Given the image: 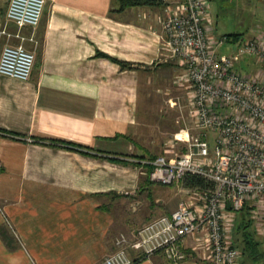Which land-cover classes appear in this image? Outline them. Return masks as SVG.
Returning a JSON list of instances; mask_svg holds the SVG:
<instances>
[{
  "label": "crops",
  "instance_id": "1",
  "mask_svg": "<svg viewBox=\"0 0 264 264\" xmlns=\"http://www.w3.org/2000/svg\"><path fill=\"white\" fill-rule=\"evenodd\" d=\"M9 1L0 0V29ZM119 7L46 0L40 24L22 29L37 40L25 41L36 53L31 77L0 74V264H100L122 235L133 241L187 201L183 181L154 182L143 163L174 155L185 129L184 68L163 45L165 5ZM8 41L0 34V55ZM183 248L179 264H215L191 236ZM128 250L134 264H171Z\"/></svg>",
  "mask_w": 264,
  "mask_h": 264
},
{
  "label": "built area",
  "instance_id": "2",
  "mask_svg": "<svg viewBox=\"0 0 264 264\" xmlns=\"http://www.w3.org/2000/svg\"><path fill=\"white\" fill-rule=\"evenodd\" d=\"M210 1L162 0L163 45L184 68L187 105L198 133L183 130L185 152L143 162L153 165L148 176L154 182L171 185L187 175H198L210 185L189 188L199 198L182 201L172 212L149 221L132 242L122 235L117 240L119 249L100 264H134L127 244L143 256L162 252L179 264L186 258L183 242L189 236L207 250L213 263L242 264L234 231L238 212L245 206L258 233L264 234V29L258 36L236 42L233 52H222L220 47L229 40L207 29ZM45 7L46 0L9 1L0 34L22 42L3 47L0 74L20 80L31 77L36 53L24 44L37 40L34 34L27 37L21 32L40 24ZM9 23L16 25V31L10 30ZM244 56L256 57L260 69L255 75L238 67ZM210 133H214V149Z\"/></svg>",
  "mask_w": 264,
  "mask_h": 264
},
{
  "label": "rangeland",
  "instance_id": "3",
  "mask_svg": "<svg viewBox=\"0 0 264 264\" xmlns=\"http://www.w3.org/2000/svg\"><path fill=\"white\" fill-rule=\"evenodd\" d=\"M210 2H211V15H210V18L208 19L207 29L212 34L224 35V34L240 32V33H242V36L244 38H250L251 36H258L259 34H261L262 30L264 29V0H211ZM163 19H162V22H163ZM12 39H15L17 41L11 42ZM12 39H10L8 41V44L18 45L22 42V40L20 38L13 37ZM236 48H237L236 42L235 41H229L227 44L220 47V50L222 52H225V53H231L234 50H236ZM238 67L240 68V70L243 73H247L249 75H255L258 72V70L260 69L258 61H257L256 57H254V56L242 57L240 59V61L238 62ZM178 100L182 104V114H183L182 119L184 121L183 127L185 129H187V128L190 129V131L193 133H198V130H196L194 127V121H193V118L191 117L190 112H189V107L187 105L186 93L184 94V96L181 95ZM167 137L170 138L169 140H165L168 142L167 144H169V145H171L173 143L175 144L174 134H170V135L167 134L166 138ZM213 138H214V133H211L209 141L211 143L212 148L214 149V139ZM186 145L187 144L185 141H183V142L180 141V143H176V147L174 145L175 153L180 154V153L185 152L186 150H184L183 148H187ZM163 146H165L164 142H163ZM161 154H164L162 150L159 151L157 156L161 155ZM171 156L173 157V155H169V157H171ZM172 185H176V183H174ZM179 185H180V187H182L181 181H179ZM184 196L185 197L183 199H185L187 201H190V198H193V199L199 198L198 195H196V193H194V192H191V193L189 192L187 194V197H186V194ZM239 213L240 212H238V214ZM237 220H238V217H237ZM253 225H254L253 230H254V228L256 230L257 223L255 221L253 222ZM143 226H141L138 229L137 233L139 232V230ZM256 232H257L256 233L257 240L261 241L260 248H261V252H262L263 256L259 255L255 259V257H247L246 258L245 254H243L242 255L243 256L242 262H244V264H264V234L258 233L257 230H256ZM136 238H134V240ZM193 240H194V238H193ZM130 242H132V241H130ZM194 242H195V240H194ZM127 245H129V244H127ZM118 249L119 248H117L116 250H118ZM127 249H128V247H127ZM116 250L109 253L108 255L113 254L114 252H116ZM128 252H129V250H128ZM192 253L198 254L197 251L192 252ZM248 255L252 256V253L248 252ZM186 256H187V254H186ZM167 260L169 261V263L174 264L168 258H167Z\"/></svg>",
  "mask_w": 264,
  "mask_h": 264
},
{
  "label": "trees",
  "instance_id": "4",
  "mask_svg": "<svg viewBox=\"0 0 264 264\" xmlns=\"http://www.w3.org/2000/svg\"><path fill=\"white\" fill-rule=\"evenodd\" d=\"M118 1L120 4L119 10H123L129 6L153 5L157 2V0H118ZM224 35L227 37L229 41L240 42L242 39H244L242 33L240 32L224 34ZM100 54L106 55L104 53H100ZM114 59L118 61L123 68L134 67L133 63L129 61L120 60L117 58ZM183 149L186 150V148ZM156 156L157 155H150L149 159H154L156 158ZM146 168H147V172H149L153 168V165L151 163H147ZM183 184L185 187L188 188H205L210 185V183L207 182L205 178L198 175H187L183 180ZM253 222L254 221L250 218V213L248 211V208L245 206L242 210H240V213L238 214V220L234 231V238H235V242L241 249L242 255L245 254L246 258L255 257L256 259L259 255L263 256V254L260 248L261 241L257 240V236H256L257 232L255 228L253 230L254 227ZM248 252H251L252 256H249ZM242 264H244V262H242Z\"/></svg>",
  "mask_w": 264,
  "mask_h": 264
}]
</instances>
